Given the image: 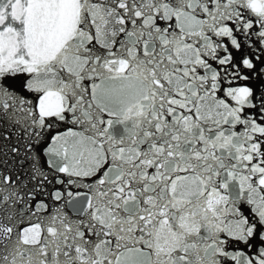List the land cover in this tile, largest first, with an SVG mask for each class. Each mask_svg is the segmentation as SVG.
I'll use <instances>...</instances> for the list:
<instances>
[{"label":"snow or ice","instance_id":"6c2138e0","mask_svg":"<svg viewBox=\"0 0 264 264\" xmlns=\"http://www.w3.org/2000/svg\"><path fill=\"white\" fill-rule=\"evenodd\" d=\"M0 264H264V0H0Z\"/></svg>","mask_w":264,"mask_h":264}]
</instances>
